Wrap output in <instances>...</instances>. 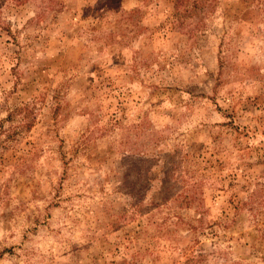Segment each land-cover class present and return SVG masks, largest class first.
I'll return each mask as SVG.
<instances>
[{
    "label": "rangeland",
    "instance_id": "374dc122",
    "mask_svg": "<svg viewBox=\"0 0 264 264\" xmlns=\"http://www.w3.org/2000/svg\"><path fill=\"white\" fill-rule=\"evenodd\" d=\"M0 264H264V0H0Z\"/></svg>",
    "mask_w": 264,
    "mask_h": 264
}]
</instances>
